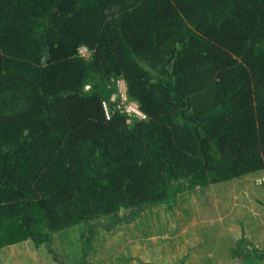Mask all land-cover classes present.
I'll list each match as a JSON object with an SVG mask.
<instances>
[{
  "label": "trees",
  "instance_id": "obj_1",
  "mask_svg": "<svg viewBox=\"0 0 264 264\" xmlns=\"http://www.w3.org/2000/svg\"><path fill=\"white\" fill-rule=\"evenodd\" d=\"M263 172L264 0H0L1 264H88L142 207Z\"/></svg>",
  "mask_w": 264,
  "mask_h": 264
},
{
  "label": "rangeland",
  "instance_id": "obj_2",
  "mask_svg": "<svg viewBox=\"0 0 264 264\" xmlns=\"http://www.w3.org/2000/svg\"><path fill=\"white\" fill-rule=\"evenodd\" d=\"M80 54L86 58L89 55L83 48ZM106 88L108 103L120 112H128L130 107L137 109L136 104L127 99L122 79L108 83ZM104 109L108 114L107 104ZM263 205L264 172L227 183L182 190L176 194L172 206L142 207L136 216L118 227L117 236L95 235L91 240L95 250L88 254L87 262L235 264L232 249L242 233L253 246L264 251ZM2 262L0 258V264ZM247 264L264 263L248 260Z\"/></svg>",
  "mask_w": 264,
  "mask_h": 264
},
{
  "label": "built area",
  "instance_id": "obj_3",
  "mask_svg": "<svg viewBox=\"0 0 264 264\" xmlns=\"http://www.w3.org/2000/svg\"><path fill=\"white\" fill-rule=\"evenodd\" d=\"M126 113H128V114H135L138 117L143 118V116L138 112V110L135 109V108H133V107H130V109H128V112H126Z\"/></svg>",
  "mask_w": 264,
  "mask_h": 264
},
{
  "label": "water",
  "instance_id": "obj_4",
  "mask_svg": "<svg viewBox=\"0 0 264 264\" xmlns=\"http://www.w3.org/2000/svg\"><path fill=\"white\" fill-rule=\"evenodd\" d=\"M137 107V106H136ZM140 113V112H139Z\"/></svg>",
  "mask_w": 264,
  "mask_h": 264
},
{
  "label": "clouds",
  "instance_id": "obj_5",
  "mask_svg": "<svg viewBox=\"0 0 264 264\" xmlns=\"http://www.w3.org/2000/svg\"><path fill=\"white\" fill-rule=\"evenodd\" d=\"M137 108V107H136Z\"/></svg>",
  "mask_w": 264,
  "mask_h": 264
}]
</instances>
